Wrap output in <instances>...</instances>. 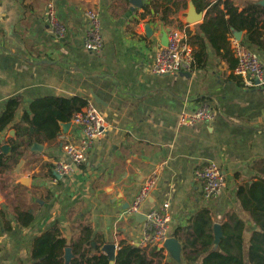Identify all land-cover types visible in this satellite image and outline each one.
<instances>
[{"label": "crops", "instance_id": "obj_1", "mask_svg": "<svg viewBox=\"0 0 264 264\" xmlns=\"http://www.w3.org/2000/svg\"><path fill=\"white\" fill-rule=\"evenodd\" d=\"M133 1L0 0V118L10 100L19 103L14 121L0 132L1 148L10 153L9 140L17 134L13 126L32 104L49 97H79L94 104L104 119L102 140L70 177L52 178L55 163L67 161L64 147L83 137L71 121L59 122L58 137L35 141L42 150L27 149L19 165L0 176V264H37L34 248L46 233L60 235L67 241L64 252H73L83 227L91 228L104 254L106 244L115 245V255L122 242L136 245L144 221L126 212L154 172L158 183L139 214L168 202L170 235L182 245L176 232L184 239L181 231L205 209L222 225L236 212L237 187L264 169V87L243 84L234 74L232 53L222 58V52L209 49L204 68L166 75L152 71L167 30L181 29L184 44L197 49L186 31L194 36L208 9L200 11L196 0H170L172 11L162 22L158 13L144 15L154 0ZM206 1L212 5L217 0ZM231 1L241 11L261 0ZM49 3L66 27L64 39L52 33ZM191 3L201 15L197 22H189ZM88 9L101 21L98 53L84 45ZM244 36L241 32V41ZM260 54L264 63V50ZM201 105H209L216 118L180 126L181 114ZM209 163L220 166L229 188L206 201L194 170ZM23 211L34 221L21 216Z\"/></svg>", "mask_w": 264, "mask_h": 264}, {"label": "trees", "instance_id": "obj_2", "mask_svg": "<svg viewBox=\"0 0 264 264\" xmlns=\"http://www.w3.org/2000/svg\"><path fill=\"white\" fill-rule=\"evenodd\" d=\"M196 4L200 11L208 9V18L197 26L194 36L186 31L190 36L188 42L197 47L191 69L204 68L209 61L210 50L222 52V58L230 57L228 35L233 31L245 32L241 43L261 55L264 50V6L249 2L240 11L231 0H217L212 5L206 0H196ZM172 6L170 0H154L145 6L144 15L158 13L163 22L165 15L172 11ZM87 104L79 97H49L39 104H32L30 113L25 111L21 122L13 126L17 134L16 138L9 140L10 153L7 154L0 146V176L12 172L35 141H52L58 137L59 122L72 121L74 115ZM18 109L16 99L8 102L0 118V132L14 121ZM235 206L236 212L229 214L227 221L222 223L224 237L217 251H211L214 222L208 209L199 212L190 226L181 231L185 232L184 239L178 232L175 233L174 236L182 241L183 261L193 260L194 264H264V169L251 182L237 187ZM21 216H25L29 222L34 221L29 211H23ZM66 243L60 235L44 234L34 248V257L39 261L37 264H65ZM97 243L91 228L83 227L73 243L70 264H111ZM114 264L176 263L166 259L156 249L147 252L135 244L122 242Z\"/></svg>", "mask_w": 264, "mask_h": 264}, {"label": "built area", "instance_id": "obj_3", "mask_svg": "<svg viewBox=\"0 0 264 264\" xmlns=\"http://www.w3.org/2000/svg\"><path fill=\"white\" fill-rule=\"evenodd\" d=\"M86 32L84 45L87 51L98 53L103 47L101 21L99 14L92 9L85 11ZM48 19L52 33L56 38L64 39L66 27L59 20L53 3L48 4ZM167 45H161L155 55L152 71L154 74H174L182 70H190L194 61V51L184 44V35L181 29L168 31ZM233 35V33H232ZM230 38L231 53L236 60L234 74L239 77L248 88L264 87V63L259 54L244 46L234 35ZM216 118V112L209 105H201L190 112H183L180 116V126H194L199 122L209 123ZM72 124L80 127L83 137L64 147L67 161L55 163L53 181L70 177L75 168L87 161V152L92 146L102 140L104 136V119L92 103H88L80 112H77ZM194 178L201 186L203 199L210 201L218 198L228 188V180L220 166L209 163L194 170ZM159 177L153 173L144 182L127 209V216L136 217L141 213V206L149 198L156 187ZM143 234L136 246L146 251L156 249L168 256L165 243L171 237L170 204L162 203L158 208L145 213Z\"/></svg>", "mask_w": 264, "mask_h": 264}, {"label": "water", "instance_id": "obj_4", "mask_svg": "<svg viewBox=\"0 0 264 264\" xmlns=\"http://www.w3.org/2000/svg\"><path fill=\"white\" fill-rule=\"evenodd\" d=\"M133 4L139 5L140 2L138 0L133 1ZM259 4L264 6V0L259 1ZM201 19V15L197 13L196 8L194 6V3H191V9H190V16H189V22H197ZM168 31H165L163 34L162 39V45L166 46L168 41ZM147 35L150 36L152 31L149 27L146 28ZM234 36L240 41L241 40V32L233 31ZM6 150V147L4 148ZM34 151H41L42 146L39 144H34L33 148ZM136 218L140 221H145L146 216L144 214H136ZM213 232H214V242L213 246L211 248V251H217L219 249L220 242L222 238L224 237L222 225L219 223H214L213 226ZM165 247L167 249L169 257L176 263V264H182V245L175 237H170L167 242L165 243ZM103 251L108 256L111 264H114L115 262V245L114 244H106L103 246ZM73 259V252H71V249L67 248L65 250V264H70ZM191 264L194 263V261H190Z\"/></svg>", "mask_w": 264, "mask_h": 264}, {"label": "rangeland", "instance_id": "obj_5", "mask_svg": "<svg viewBox=\"0 0 264 264\" xmlns=\"http://www.w3.org/2000/svg\"><path fill=\"white\" fill-rule=\"evenodd\" d=\"M167 259H170V260H172L171 258H167ZM163 262H164V260H162ZM173 261V260H172ZM184 264V263H183Z\"/></svg>", "mask_w": 264, "mask_h": 264}]
</instances>
